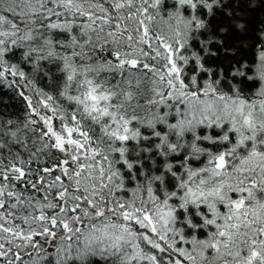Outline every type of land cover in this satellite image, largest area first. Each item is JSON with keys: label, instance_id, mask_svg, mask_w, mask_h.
Returning <instances> with one entry per match:
<instances>
[{"label": "trees", "instance_id": "1", "mask_svg": "<svg viewBox=\"0 0 264 264\" xmlns=\"http://www.w3.org/2000/svg\"><path fill=\"white\" fill-rule=\"evenodd\" d=\"M0 264H264V0H0Z\"/></svg>", "mask_w": 264, "mask_h": 264}]
</instances>
